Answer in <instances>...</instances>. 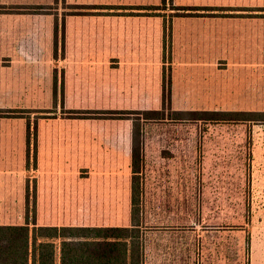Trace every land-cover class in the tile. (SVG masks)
Segmentation results:
<instances>
[{"label": "rangeland", "instance_id": "rangeland-1", "mask_svg": "<svg viewBox=\"0 0 264 264\" xmlns=\"http://www.w3.org/2000/svg\"><path fill=\"white\" fill-rule=\"evenodd\" d=\"M83 1L89 4L46 0L40 8L52 15L59 38L66 36L71 21L99 22L109 16L142 20L143 42L136 45V57L122 61L118 74L108 69L117 61L102 60L101 54L89 61H57L62 79L59 104L55 107L52 101L39 112L25 113L31 138L39 132L45 135L41 153L37 154L36 139L29 149L28 200L19 203L15 196L0 222L129 224V159L111 146L110 152L109 141L102 137L128 135L135 123L140 124L145 150V264H264V122L191 120L175 114L176 110H264V57L244 61L250 63L248 68L236 67L228 41L230 61L213 68V60H207L204 67H193L183 55L187 43L178 40V57L184 58L177 61L183 81L177 86L180 98L173 101L171 95L168 100L163 89L169 76L172 79L171 29L165 32V24L195 15L223 21L237 13L264 18V0H192L196 4L168 0L166 6L163 0ZM132 5L147 9L133 10ZM157 6L160 9H151ZM217 23L179 20L175 30L179 38H204L219 32ZM254 23L227 22L221 27L227 35L250 32V27L262 31V23ZM132 28L137 33L138 27ZM58 46L65 56V45ZM211 85L219 91L212 92ZM149 108L161 114L145 118L151 116L143 111ZM69 143L74 144L72 149L87 143L88 149H65Z\"/></svg>", "mask_w": 264, "mask_h": 264}, {"label": "crops", "instance_id": "crops-1", "mask_svg": "<svg viewBox=\"0 0 264 264\" xmlns=\"http://www.w3.org/2000/svg\"><path fill=\"white\" fill-rule=\"evenodd\" d=\"M68 1L71 5L89 4L88 1L83 0ZM101 1L98 0L94 3ZM187 1H191L192 4H196L197 1L202 2V0H197L196 3H193L192 0ZM45 5L46 0H0V6L13 8L9 12H0V110L21 109L36 113L52 101L53 106L56 107L60 102L59 86L57 92H55L54 87V75L55 73L59 75L57 61L62 62L67 59L89 61L95 58V55L101 54L102 60L111 61L113 59L117 61V65L108 69L118 74L123 66L122 61L132 60V57H136V45L140 44L141 41L143 42L144 37L140 35L139 30L143 24L142 20H111L109 16L99 22L88 18L84 22L80 20L71 21L66 36L59 38L52 15L45 13L44 8L40 9ZM137 6L144 7V5H132V7ZM133 10L139 9L133 8ZM237 14L224 21L222 17L200 15L193 17L180 16L173 19L170 50L172 63L171 95H173V101L180 98L177 95V86L183 82L177 74V61L184 59L178 57L179 53L175 46L178 40L187 43V49L183 55L187 57L185 60L193 61V67H204V61L207 60H213V68L221 64L222 61H230V56L227 55L228 41L231 45L232 61H238L235 64L236 67L248 68L250 63L244 61L264 57V27L262 31L250 27L248 29H251L250 32L246 30L245 32L239 31L236 34L235 31L231 32L230 35H227L221 27L226 25L227 22L236 26L238 21L248 24L253 23V25H255V21H259L264 26V18ZM179 20L191 24L216 21L218 22L216 26H218L219 32L214 31V34H207L204 38L200 35L193 39L191 37L179 38L175 30V24ZM128 24H130V27H128ZM132 26L138 27L137 33ZM164 33L163 30V38ZM58 45H65V56L62 57L58 51ZM255 46L259 48L254 49ZM133 54L135 55L133 56ZM218 71L221 72L219 69ZM214 74L217 75L215 72ZM58 79V85H60L62 79L60 80L59 76ZM214 79H217L216 76H214ZM63 85L65 84L63 83ZM217 85L220 86L221 83ZM211 86L212 92L219 91L213 85ZM205 91V89H202L200 92ZM28 125L29 118L26 114L23 117L0 116V218L5 217L3 216L4 212L8 213L7 204L13 205L15 196L18 198L19 203L27 201L26 172L30 169V165L27 166V156L29 149L31 150L34 146V139L37 141V154L45 148V135L41 132L37 133L36 137L32 135L33 137H30V143H28ZM119 134L102 137V139L109 141L106 143L108 144L107 149L111 146L117 152H123L126 156L125 149L129 134L122 133L121 136ZM59 136L57 134V140L60 139ZM79 136L83 137L85 135ZM73 145V143H69L64 146L65 149L69 150L72 149ZM101 147L103 146L101 145ZM57 148H61V145ZM79 149L87 150V143L79 146L76 144L72 151ZM0 225H13V222H0Z\"/></svg>", "mask_w": 264, "mask_h": 264}, {"label": "trees", "instance_id": "trees-1", "mask_svg": "<svg viewBox=\"0 0 264 264\" xmlns=\"http://www.w3.org/2000/svg\"><path fill=\"white\" fill-rule=\"evenodd\" d=\"M168 0H163L166 6ZM42 8V7H40ZM147 9V7H134ZM151 9H160L159 6ZM192 10L194 8H177ZM200 9V8H199ZM13 8L0 6V12ZM186 14V13H185ZM165 24V32L171 29ZM168 43L165 42V45ZM171 74V73H170ZM169 74V75H170ZM171 77L163 85L167 99L171 97ZM58 75H54L55 92L58 91ZM63 87V82L62 85ZM150 117L159 116L161 110L145 109ZM27 110H0V116L23 117ZM126 113V112H119ZM179 116L191 120L206 121H255L264 122V110H176ZM155 118V117H153ZM139 126L132 124L126 143V157L129 159L130 179V223L125 225H40L36 221L25 224L0 225V264H145L143 222L142 174L145 164V150ZM30 123L28 143H30ZM30 155L28 152L27 166ZM30 188L27 185V198ZM28 200V199H27Z\"/></svg>", "mask_w": 264, "mask_h": 264}]
</instances>
